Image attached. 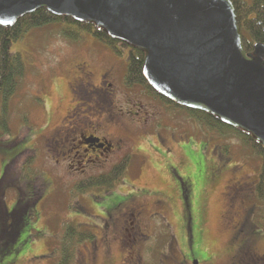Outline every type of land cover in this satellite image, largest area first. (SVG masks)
Listing matches in <instances>:
<instances>
[{"label": "rangeland", "instance_id": "rangeland-1", "mask_svg": "<svg viewBox=\"0 0 264 264\" xmlns=\"http://www.w3.org/2000/svg\"><path fill=\"white\" fill-rule=\"evenodd\" d=\"M63 29L75 31L66 23L50 24L25 33L11 47L26 74L6 112L0 100V118L5 116L8 126L0 128V178L7 163L33 150L31 167L47 188L19 245L7 253L0 249V264H58L57 249L72 222L96 236L77 245L76 264H124L129 236L122 215L136 204L144 208L141 225L148 235L139 250L143 264H179L197 255L215 257L207 264H233L240 240L229 220L238 209L232 203L241 201L255 203L250 230L264 253L261 156L236 133L212 130L144 87L128 88V51L115 55L89 35L70 40ZM109 69L111 90L101 80ZM76 120L115 144L96 167L78 165L72 134L61 132ZM128 154V170L110 193H77L80 181L109 172ZM181 180L189 186V204ZM4 200L11 211L17 193L9 191Z\"/></svg>", "mask_w": 264, "mask_h": 264}, {"label": "water", "instance_id": "water-1", "mask_svg": "<svg viewBox=\"0 0 264 264\" xmlns=\"http://www.w3.org/2000/svg\"><path fill=\"white\" fill-rule=\"evenodd\" d=\"M38 9L95 24L142 50L144 78L156 93L264 145V45L245 52L232 1L0 0V25Z\"/></svg>", "mask_w": 264, "mask_h": 264}, {"label": "trees", "instance_id": "trees-1", "mask_svg": "<svg viewBox=\"0 0 264 264\" xmlns=\"http://www.w3.org/2000/svg\"><path fill=\"white\" fill-rule=\"evenodd\" d=\"M233 2L237 18L242 28V41L244 50L252 53L258 44L264 45V0H230ZM66 23L74 26L72 29H63L64 35L70 40L78 41L84 38L83 35H89L102 42L111 49L115 55H123L128 51V68L124 78L125 85L128 88L136 86L144 87L154 97L162 100L166 105L180 108L187 111L190 115L203 119L201 123L212 130L223 132L224 130L232 131L242 137L245 143L262 158L260 170L259 192L264 194V145L259 143L251 134L240 129H234L223 124L217 116L214 117L203 111L191 110L180 107L170 100L163 98L149 85L144 78L143 68L145 53L142 50L129 47L126 43L111 38L103 29L98 28L95 24L78 23L73 19L66 17L54 16L47 9H38L37 11L22 17L12 27H3L0 25V100H3V109L6 112L8 100L16 92L19 82L26 74L25 65L19 53H13L11 47L13 43L22 36L37 28H42L50 24ZM201 118V119H200ZM3 126V127H1ZM0 128L8 129L5 126V116L0 118ZM7 128V129H6ZM36 159V152L26 150L16 156L15 159L6 164L2 178H0V249L3 247L7 253L14 250L22 239L25 229L31 227L36 220V209L44 197L47 183L40 174L33 172L32 163ZM131 156L128 154L121 162L114 165L112 169L97 176H91L84 181H80L76 186L78 194H86L91 190H100L105 193L115 187L116 183L123 180L125 172L130 165ZM181 186L185 202L189 204V186L181 180ZM9 191L17 193V201L14 208L10 211L5 203L6 195ZM66 233L57 249L55 258L58 264H76L77 245L87 241H94L96 236L82 228L76 223H69L66 227ZM173 235L170 241L175 240ZM52 249V248H51ZM1 251V250H0ZM52 252V251H51ZM159 254V252H158ZM160 260V256H157Z\"/></svg>", "mask_w": 264, "mask_h": 264}, {"label": "flooded vegetation", "instance_id": "flooded-vegetation-1", "mask_svg": "<svg viewBox=\"0 0 264 264\" xmlns=\"http://www.w3.org/2000/svg\"><path fill=\"white\" fill-rule=\"evenodd\" d=\"M112 72L111 69L107 70L102 77L103 79H101L103 86L107 89L110 88V90L113 87L110 80ZM72 123L73 124H71V121H68L61 132H66V137L69 136V132L72 134L71 144L75 151L74 156L79 163L78 165H82L83 167H87L88 165L96 167V164L100 163L101 158L114 150L115 144L110 143L105 136L98 135L96 129L92 126H90L91 128L87 127L83 129L82 124L78 122V120ZM235 188L241 189L240 192L243 191L241 186ZM247 203V201H241L238 205L234 202L231 205V208L238 209L233 213V216H235L236 219L233 221L230 218L229 225L235 232L234 236L240 240L233 264H243L244 262L245 264H257L258 262L264 264V253L260 254L261 252L255 247V242L258 237H256L254 232L252 233V230H250L256 212L255 203H250L249 205ZM143 215L144 208L141 204L131 206L122 215L123 222L127 224L124 232H128L129 236V239L126 242L127 248L129 249L124 264H143L139 250L141 245L145 243V239L148 237L143 231V225H141ZM122 242L123 239H121V243ZM135 248H137V250H135ZM213 258L215 257L205 259L200 255H197L195 260L190 261L183 257L179 264H207L212 262Z\"/></svg>", "mask_w": 264, "mask_h": 264}]
</instances>
